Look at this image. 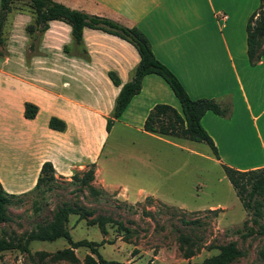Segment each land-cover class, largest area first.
<instances>
[{"label": "crops", "instance_id": "obj_1", "mask_svg": "<svg viewBox=\"0 0 264 264\" xmlns=\"http://www.w3.org/2000/svg\"><path fill=\"white\" fill-rule=\"evenodd\" d=\"M58 1L138 26L149 38L155 56L178 76L192 97H214L222 104L230 103L229 115L207 110L201 118L218 149L217 161L239 169L264 166V58L250 63L245 29L258 0ZM220 11L227 14L225 20L218 17ZM31 19L27 11L10 12L5 34L7 52L0 56L3 187L15 193L29 190L45 160L52 162L55 175L62 176H70L75 169L94 162L93 183L107 191L116 190L122 200L134 203L153 195L175 205L155 195L160 178L157 164L145 157L140 147L134 153L133 169V164L111 163L110 150L106 159L101 157L116 121L124 126L135 125L174 148L197 153L181 144L186 138L143 129L148 111L157 102L169 103L181 111L168 83L157 73H147L141 90L106 131V117L120 89L111 81L108 70H114L121 82L130 79L139 61L136 48L116 34L84 26L82 45L87 55L66 52L63 45H73L71 27L65 21L52 19L38 50L28 55L25 25ZM25 101L38 106L32 118L24 115ZM51 115L63 118L66 128H51ZM96 127L100 130L98 137ZM208 208L225 210L220 203Z\"/></svg>", "mask_w": 264, "mask_h": 264}, {"label": "rangeland", "instance_id": "obj_2", "mask_svg": "<svg viewBox=\"0 0 264 264\" xmlns=\"http://www.w3.org/2000/svg\"><path fill=\"white\" fill-rule=\"evenodd\" d=\"M17 5L27 9L21 2ZM9 24L10 13L5 34ZM95 130L98 137L100 130ZM181 144L197 153L174 148L135 125L116 121L101 153L106 159V153L112 151L111 163L133 164L140 147L144 156L157 164L160 178L155 195L176 206L153 195L130 205L116 196V190L107 191L92 180L104 190L93 195L79 181L88 163L74 170L77 177L55 175L50 185H43L45 190L24 195L11 204L9 220L0 221V236L23 243L27 233L50 220L59 207L71 205L80 212L68 216L66 227L71 237L101 241L97 249L106 259L124 264L130 260H135L130 264H187L217 253L219 246L234 240L241 254L228 264H264V206L259 222L253 225L258 231L243 238L240 233L252 225L251 214L244 209L222 164L204 141L186 139ZM131 166L133 169L135 164ZM216 203L225 210L208 208ZM98 215L109 218L105 234L96 222ZM28 246L29 251H0V264H84L85 256L91 253L87 246L79 245L73 248L77 260L58 256V250L69 246L65 237L32 239Z\"/></svg>", "mask_w": 264, "mask_h": 264}, {"label": "trees", "instance_id": "obj_3", "mask_svg": "<svg viewBox=\"0 0 264 264\" xmlns=\"http://www.w3.org/2000/svg\"><path fill=\"white\" fill-rule=\"evenodd\" d=\"M21 2L27 9H21L17 5ZM16 8V9H15ZM27 11L32 19L25 25V30L29 36L27 44V54L35 53L38 49L43 32L48 28L49 21L59 19L68 23L71 27L73 45L65 43L63 49L66 52L76 53L86 56V48L82 45V31L84 26L102 29L106 32L116 34L129 41L139 54V61L132 70L131 78L121 82L118 74L114 70H108L111 81L120 85L119 92L115 98L112 112L106 117L105 129L109 131L114 120L118 118L125 109L131 98L141 90L142 79L147 73H157L168 83L176 97L178 98L181 111L165 102H157L148 111L143 129L146 131L182 137L195 141L206 142L213 155L219 157L218 149L202 125L201 118L207 110H212L216 114L227 116L231 112L230 103L222 104L214 97L200 96L192 97L178 76L161 60H159L151 47L147 35L136 25H126L108 16L90 13L82 9L69 6L58 0H0V56L6 54L5 49V24L11 11ZM246 53L251 64H255L264 58V0H258V5L250 13L246 24ZM38 111L37 104L31 101L24 103V115L32 118ZM51 128L64 130L66 122L63 118L51 115L48 120ZM95 163L90 166L80 176L81 185L87 186L93 195L103 194L104 190L92 183L94 179ZM224 173L232 184L236 195L240 199L244 209L251 214L252 225L240 235L244 238L258 230L254 224L259 222V217L263 213L264 206V166L239 169L222 163ZM75 178L76 172L72 173ZM55 180V168L50 160H45L40 168L37 180L32 188L24 192L7 191L0 181V221L9 220L8 208L11 204L20 201L24 195L45 190L43 185H50ZM128 203V202H127ZM130 204V203H129ZM132 205V204H130ZM38 207V206H37ZM210 210L217 208H209ZM70 213H80L77 207L63 205L53 214L52 218L45 223L39 224L35 229L30 230L25 236L23 243L15 242L12 239L0 236V251L18 248L22 251H29L28 243L32 239L54 240L58 237H65L69 246L57 251L58 256L77 260L73 248L79 245L87 246L91 253L84 258V264H124L122 261L104 258L97 245L101 241L88 238L73 239L66 227ZM109 218L98 215L96 222L100 226L101 232L106 233V222ZM241 254L236 241L232 240L219 246V251L201 261H188L187 264H228L229 261ZM189 256V255H186Z\"/></svg>", "mask_w": 264, "mask_h": 264}, {"label": "built area", "instance_id": "obj_4", "mask_svg": "<svg viewBox=\"0 0 264 264\" xmlns=\"http://www.w3.org/2000/svg\"><path fill=\"white\" fill-rule=\"evenodd\" d=\"M217 15L221 20H225L228 17L227 14L222 11L218 12Z\"/></svg>", "mask_w": 264, "mask_h": 264}]
</instances>
